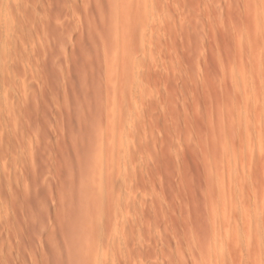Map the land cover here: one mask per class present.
Wrapping results in <instances>:
<instances>
[{"label": "rangeland", "instance_id": "1", "mask_svg": "<svg viewBox=\"0 0 264 264\" xmlns=\"http://www.w3.org/2000/svg\"><path fill=\"white\" fill-rule=\"evenodd\" d=\"M0 264H264V0H0Z\"/></svg>", "mask_w": 264, "mask_h": 264}, {"label": "bare ground", "instance_id": "2", "mask_svg": "<svg viewBox=\"0 0 264 264\" xmlns=\"http://www.w3.org/2000/svg\"><path fill=\"white\" fill-rule=\"evenodd\" d=\"M148 4H149V3H148ZM122 5H123V4H122ZM123 7H124V6H123ZM147 11H148V10H147ZM147 11H145L146 13L144 12L145 14H143V15H145V17H146V16H148V14H149L150 17H152L150 13L147 14ZM148 12H149V11H148ZM137 13H138V12H137ZM155 14H156V11H155ZM143 15H142V16H143ZM142 16H141V17H142ZM141 17H140V19H141ZM145 17L143 16V18H145ZM148 17H149V16H148ZM148 17H146V19H147ZM150 17H149V18H150ZM140 19H139V20H140ZM150 20H151V19H150ZM143 21H144V20H143ZM143 21L140 20L139 22L142 23ZM128 22H129V21H128ZM137 22H138V20H137ZM148 22H150V21H147V22H146V20H145V22H143V23H146V25L149 24L150 26H153L152 23H148ZM151 22H152V21H151ZM154 23H155V22H154ZM156 23H157V22H156ZM139 24H140V23H139ZM151 24H152V25H151ZM140 25H141V24H140ZM143 25H144V24H143ZM146 25H145V27H146ZM149 25H148V26H149ZM139 27H140V26H139ZM142 27H144V26H142ZM145 27H144V28H145ZM139 29H140L139 32L142 30L141 33H144L143 28L140 27ZM147 29H148V28H147ZM147 29H146V30H147ZM150 29H151V28H150ZM148 30H149V29H148ZM133 32H134V31H133ZM150 32H151V31H150ZM147 34H148V33H147ZM141 36H142V35H141ZM132 37H133V36H132ZM143 62H146V61H143ZM145 65H146V63H142L140 66L138 65L139 67H138V66L135 67V69L137 68L136 72H137V73L144 72V71H145V68H146ZM127 132H128V131H127ZM119 134H120V133H119ZM124 134H126V133H124ZM125 136H126V135H125ZM125 136H124V139H125ZM109 139H110V138H109ZM113 139H114V138H113ZM115 143H116V142H115Z\"/></svg>", "mask_w": 264, "mask_h": 264}]
</instances>
